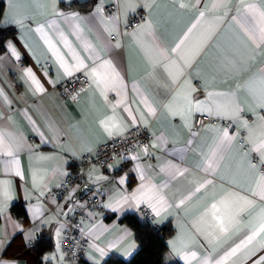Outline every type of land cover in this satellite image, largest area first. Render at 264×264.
<instances>
[{"label":"crops","instance_id":"1","mask_svg":"<svg viewBox=\"0 0 264 264\" xmlns=\"http://www.w3.org/2000/svg\"><path fill=\"white\" fill-rule=\"evenodd\" d=\"M110 1L2 0L0 24L15 31L0 53V264H69L62 218L89 190L102 203L83 223L82 261L127 258L137 242L119 218L133 212L170 224L165 262L264 264V0H116L105 16ZM78 72L84 97H61ZM197 113L228 123L196 128ZM134 125L150 130L148 148L88 168L65 200L45 195ZM15 235L51 245L40 262L3 255Z\"/></svg>","mask_w":264,"mask_h":264},{"label":"built area","instance_id":"2","mask_svg":"<svg viewBox=\"0 0 264 264\" xmlns=\"http://www.w3.org/2000/svg\"><path fill=\"white\" fill-rule=\"evenodd\" d=\"M98 10L105 16H117L120 13L119 4L116 0L101 3ZM135 22V18H130L128 26H132ZM114 36V33L109 35L111 39ZM89 83L88 77L84 73L78 72L62 79L57 84V91L63 98L81 100L86 88L89 87ZM207 123L225 125L228 120L203 113L195 114L193 118L194 127H202ZM150 139V130L141 125H134L127 128L123 133L113 134L101 142L93 153L80 154L75 169L62 181L49 188L45 195L54 198L56 203L71 197L75 190L83 184L85 171L88 168H105L116 156L131 157L138 148H148ZM101 203L102 196L97 190L86 191L79 198H76V208H73L62 218L64 231L60 239V248L69 264H82L86 244L83 236V223L91 214L100 209Z\"/></svg>","mask_w":264,"mask_h":264},{"label":"trees","instance_id":"3","mask_svg":"<svg viewBox=\"0 0 264 264\" xmlns=\"http://www.w3.org/2000/svg\"><path fill=\"white\" fill-rule=\"evenodd\" d=\"M72 4H68L71 6ZM3 11V2L0 0V18ZM15 31L13 26L0 24V53L4 51V40ZM11 204V210L15 215L24 216L21 205ZM120 221L127 223L134 231L137 246L135 250L127 257L122 258L115 254H109L101 264H181L178 260L165 262L164 255L167 249L165 242L167 234L170 232L169 223L155 226L149 220H140L133 212L124 213L119 218ZM48 239H43L41 235L30 245L23 243L20 235H15L6 245L3 255L13 257L24 249L31 250L37 261L40 262L42 251L50 247ZM83 264H91L81 261Z\"/></svg>","mask_w":264,"mask_h":264},{"label":"snow or ice","instance_id":"4","mask_svg":"<svg viewBox=\"0 0 264 264\" xmlns=\"http://www.w3.org/2000/svg\"><path fill=\"white\" fill-rule=\"evenodd\" d=\"M9 47H11V44H9ZM260 85H261V91H262V101H264V75H262L260 78ZM260 107L264 108V102L261 103ZM225 137L227 138V133H225ZM262 228H264V226H262ZM251 239L252 237H248L249 241H251ZM233 252H235V249L233 250Z\"/></svg>","mask_w":264,"mask_h":264}]
</instances>
